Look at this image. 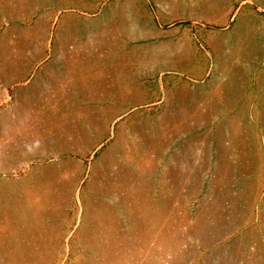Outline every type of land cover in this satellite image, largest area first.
<instances>
[{"label": "rangeland", "instance_id": "374dc122", "mask_svg": "<svg viewBox=\"0 0 264 264\" xmlns=\"http://www.w3.org/2000/svg\"><path fill=\"white\" fill-rule=\"evenodd\" d=\"M0 264H264V0H0Z\"/></svg>", "mask_w": 264, "mask_h": 264}, {"label": "crops", "instance_id": "0c3cea01", "mask_svg": "<svg viewBox=\"0 0 264 264\" xmlns=\"http://www.w3.org/2000/svg\"><path fill=\"white\" fill-rule=\"evenodd\" d=\"M129 14L133 13V11H128L125 8L124 9H120L117 12H113V13H107L106 15H100L101 17H104V20H100V16L97 17L98 20L100 21H94L93 25L95 27H106V28H111L112 24H115L114 21L109 20L110 18H126L127 16L125 14ZM105 14V13H104ZM135 15H130V17H137V15H141V13H134ZM60 16L62 17H74L77 14L74 13H59ZM62 22V21H61ZM101 22V23H99ZM119 24H122V21H118ZM73 23V21H72ZM139 22L137 20H135L134 22L131 23V26L134 24V26L136 27L137 24ZM124 25L126 26V21L124 22ZM64 29V28H63ZM62 29V31H63ZM106 34V33H104ZM113 33L110 34H106L104 36V38H106L108 41H112L111 38H113L114 35H117V33H114V35L112 36ZM116 39V36H115ZM61 49H63L65 52H63L61 54L62 57L55 59V66L56 67H60L59 69L57 68V70L54 72L55 74H53L54 76L59 77V82H64V80L62 79V77H64L65 79H68V76L70 75V77L75 76L76 78L78 77V63L77 61L73 60V54L75 51H77L76 45L74 43H72V41H68L66 40V42L61 41ZM70 51V57H68V52ZM77 53V52H76ZM104 62H97L95 61L92 66H93V74L94 76L98 77L100 81H105V80H110L112 78V76H118L117 79H113V80H122L120 79L122 76H124L125 73V69H122L121 66L125 65L124 61H118L115 57L113 60L111 59V57H105L102 58ZM50 60V59H49ZM48 61V60H47ZM113 67H115V69H112ZM47 70V69H46ZM123 70V71H122ZM48 72V71H47ZM65 73V74H64ZM69 74V75H68ZM112 75V76H111ZM7 91V89H4L3 92ZM41 92V91H40ZM9 95V94H8ZM33 95V94H32ZM35 95V93H34ZM3 167V166H2Z\"/></svg>", "mask_w": 264, "mask_h": 264}]
</instances>
